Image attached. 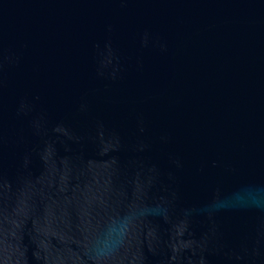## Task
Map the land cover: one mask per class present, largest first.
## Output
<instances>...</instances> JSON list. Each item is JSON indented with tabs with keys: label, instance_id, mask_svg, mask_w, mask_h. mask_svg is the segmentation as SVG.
Returning a JSON list of instances; mask_svg holds the SVG:
<instances>
[{
	"label": "water",
	"instance_id": "obj_1",
	"mask_svg": "<svg viewBox=\"0 0 264 264\" xmlns=\"http://www.w3.org/2000/svg\"><path fill=\"white\" fill-rule=\"evenodd\" d=\"M0 264H264V0H0Z\"/></svg>",
	"mask_w": 264,
	"mask_h": 264
}]
</instances>
